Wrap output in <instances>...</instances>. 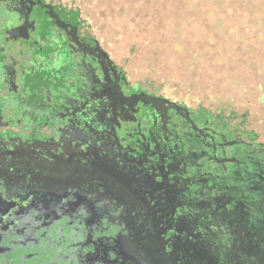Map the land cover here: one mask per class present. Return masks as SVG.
<instances>
[{"label": "flooded vegetation", "instance_id": "obj_1", "mask_svg": "<svg viewBox=\"0 0 264 264\" xmlns=\"http://www.w3.org/2000/svg\"><path fill=\"white\" fill-rule=\"evenodd\" d=\"M164 90L133 80L78 9L0 0V255L264 264V219L244 225L238 200L264 190V132Z\"/></svg>", "mask_w": 264, "mask_h": 264}, {"label": "rangeland", "instance_id": "obj_2", "mask_svg": "<svg viewBox=\"0 0 264 264\" xmlns=\"http://www.w3.org/2000/svg\"><path fill=\"white\" fill-rule=\"evenodd\" d=\"M60 1L79 10L81 18L91 27L92 33L102 39L111 57L129 73L133 80L147 79L161 84L167 89L164 92L180 94L191 106L200 103L214 110L228 105L239 113L249 111L248 128L264 132V105L256 101L253 96L250 99L244 97L257 91V83L259 80H264V67H262L264 65L259 63V68H256L253 64L254 61L258 62V59L252 57L256 55L262 57L263 54L245 52L243 54L246 55L243 56L242 52L233 50L237 38L229 35L224 37L226 40L218 41L217 48L220 51L212 55L215 58L220 54L226 58L224 60L218 58L215 68L210 69L203 65L202 60L199 61V57L205 53L207 40L203 21H193L192 25H188L189 21H122L115 10L119 9V2L125 0ZM212 22L216 23V21ZM140 23L147 25V34H138ZM219 23L220 25H215V30L222 33L225 30L224 23L221 21ZM174 25L180 26L175 33L172 32ZM158 27H162L165 32L162 40L157 38L160 32ZM230 39L233 40L231 43ZM188 41L193 43L191 50ZM223 46L225 50L222 51ZM193 58L199 61L198 65L201 66L199 71L194 69L197 66L194 67ZM256 75L261 78L257 79ZM262 93H264V84ZM258 95L257 91L256 97ZM15 196L16 191H9L3 205L13 201ZM22 197L24 200L28 198L27 195ZM135 233L140 234L134 232L133 239L136 238ZM125 242L126 240L120 245L119 250L130 252V247Z\"/></svg>", "mask_w": 264, "mask_h": 264}, {"label": "trees", "instance_id": "obj_3", "mask_svg": "<svg viewBox=\"0 0 264 264\" xmlns=\"http://www.w3.org/2000/svg\"><path fill=\"white\" fill-rule=\"evenodd\" d=\"M136 1V3H135ZM119 9L115 12L118 13L122 21H189L188 25H192L193 21H203L202 25L206 32L205 41V53L199 57V61H203V65L214 69L217 65V59L226 58L225 56H212L216 51H220L217 48L218 41H224V37L233 36L237 39L234 41L236 47L233 50L242 52L245 56L250 52L261 53L263 56H252L258 59V62L254 61L253 64L256 68H259V63L264 65V0H125L119 2ZM212 21H216L213 23ZM224 23L225 30L222 33H218L215 30V25ZM163 29L164 28V25ZM157 38L162 40L165 36V32L162 27H158ZM180 26L174 25L172 32L175 33L179 30ZM232 28L235 31L230 30ZM147 25L139 24L138 34H147ZM149 34V33H148ZM160 34V36H159ZM216 39V41H215ZM233 40L230 39V43ZM151 44V41L149 42ZM189 49L193 48V43L188 41ZM191 46V47H190ZM185 50V49H184ZM221 50H225L223 46ZM238 57V56H237ZM239 58V57H238ZM194 69L200 70L201 66L198 65L197 60L193 58ZM228 64L226 65V69ZM264 67V66H262ZM213 71V70H211ZM259 79L261 76L256 75ZM264 80H259L257 83V91L259 95L256 97L257 91L250 95L244 96L246 99L254 97L256 101L264 105V93L263 91ZM229 107L228 105H225ZM217 111V110H216ZM219 112V110H218ZM222 116L226 114L224 110L219 112ZM234 117H248L249 111L239 113L231 110ZM243 184V190L245 192L246 185H248L245 179L240 181ZM246 194V193H245ZM238 200H242L243 208L246 211H251V214L246 217L248 222L244 225L248 227L253 225V221H263L264 219V190L259 189L253 193H249L248 196H244V193L239 191ZM250 220V222H249ZM256 226H259V230L262 231V222H256ZM42 246H32L29 248H12L6 253L0 255V264H42L44 262V253ZM51 254L54 252L53 248H48ZM41 260V261H40Z\"/></svg>", "mask_w": 264, "mask_h": 264}, {"label": "snow or ice", "instance_id": "obj_4", "mask_svg": "<svg viewBox=\"0 0 264 264\" xmlns=\"http://www.w3.org/2000/svg\"><path fill=\"white\" fill-rule=\"evenodd\" d=\"M84 195H88V190L85 188Z\"/></svg>", "mask_w": 264, "mask_h": 264}]
</instances>
